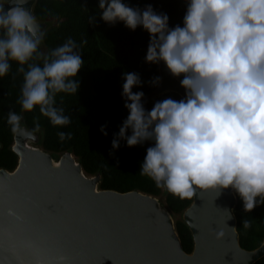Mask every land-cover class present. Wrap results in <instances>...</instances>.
<instances>
[{"label":"clouds","instance_id":"9594fccd","mask_svg":"<svg viewBox=\"0 0 264 264\" xmlns=\"http://www.w3.org/2000/svg\"><path fill=\"white\" fill-rule=\"evenodd\" d=\"M182 3V20L172 26L168 14L150 3L140 7L127 0H98L90 14L92 26L98 16L108 25L122 22L130 30L146 31L145 62L162 64L183 89L179 99L165 96L148 109L139 89L142 83L158 87L162 77L142 81L138 72H122L127 116L112 134L109 155L121 141L128 147L148 142L139 173L157 188L181 200L197 191L219 196L230 189L251 208L264 202V0ZM42 38L29 0H0V77L11 62L22 74L17 99L21 112L9 110L6 117L14 133L21 128L22 113L34 108L52 126L71 122L56 96L77 93L85 41L78 44L69 36L42 53ZM106 129L102 124L99 131L107 136ZM71 135L57 131L61 140ZM14 195L0 182V264H78L61 229L46 215L11 204ZM241 219L248 225L252 218Z\"/></svg>","mask_w":264,"mask_h":264},{"label":"water","instance_id":"95a60500","mask_svg":"<svg viewBox=\"0 0 264 264\" xmlns=\"http://www.w3.org/2000/svg\"><path fill=\"white\" fill-rule=\"evenodd\" d=\"M37 1L29 0L33 15ZM36 21L39 32L50 27L49 22ZM158 68L162 81L146 98L170 92L182 96L179 80L162 64ZM42 139V131L21 126L12 146L18 165L13 171L0 169V182L15 194L11 204L46 215L61 229L67 251L78 264H256L264 257V242L251 251L242 247L234 215L237 196L230 189L219 196L197 191L181 214L194 241L188 253L176 219L161 198L102 190L101 172L88 175L72 151L55 158L42 148Z\"/></svg>","mask_w":264,"mask_h":264},{"label":"trees","instance_id":"16d2710c","mask_svg":"<svg viewBox=\"0 0 264 264\" xmlns=\"http://www.w3.org/2000/svg\"><path fill=\"white\" fill-rule=\"evenodd\" d=\"M132 5L143 7L152 4L158 12L169 16V26L182 20L184 5L182 0H127ZM86 4L88 9L82 7ZM98 0H38L34 6V16L41 22H49L50 27L43 33L39 51L47 53L62 44L71 36L81 45L84 63L78 71L79 80L77 93H60L56 103L63 107L71 122L63 127L52 126L48 119L41 115L38 108L31 112H23V124L32 131H42L41 142L44 150L51 152L55 158L72 151L81 162L88 175L101 172L100 189L113 190L121 193L140 191L161 198L174 218L177 232L186 252L194 248L192 233L187 224L180 218L181 214L191 205L192 198L183 200L157 188L154 182L139 173L140 162L143 160L148 142L132 147L121 141L120 147L112 155V134L118 131L122 120L127 116L124 101L121 97L122 72L135 71L142 81H148L159 75L158 65L146 63L144 56L149 35L142 28L134 31L126 28L122 22L108 25L97 16V24L90 25L89 17L95 11ZM39 62V61H37ZM22 74L17 72L16 62L4 77H0V169L13 171L19 158L13 151L15 133L6 123L9 110L21 112L17 99L20 93ZM156 87L142 83L145 93V107L150 109L154 101L172 96L179 99L176 93H167L154 99H147ZM133 88V91H137ZM38 122L40 127L35 129ZM107 125L108 135L99 131L100 125ZM71 132V138L61 140L57 131ZM237 219V230L240 243L246 250H254L264 242V202H258L251 208L243 206V199L237 196L234 209ZM250 216L251 223L244 225L241 217ZM256 264H264V257Z\"/></svg>","mask_w":264,"mask_h":264}]
</instances>
